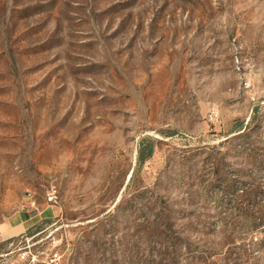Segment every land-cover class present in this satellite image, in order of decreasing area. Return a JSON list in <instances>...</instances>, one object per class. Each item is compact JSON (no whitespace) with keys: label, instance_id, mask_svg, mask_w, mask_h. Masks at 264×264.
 I'll return each mask as SVG.
<instances>
[{"label":"rangeland","instance_id":"rangeland-1","mask_svg":"<svg viewBox=\"0 0 264 264\" xmlns=\"http://www.w3.org/2000/svg\"><path fill=\"white\" fill-rule=\"evenodd\" d=\"M0 264H264V0H0Z\"/></svg>","mask_w":264,"mask_h":264},{"label":"crops","instance_id":"crops-1","mask_svg":"<svg viewBox=\"0 0 264 264\" xmlns=\"http://www.w3.org/2000/svg\"><path fill=\"white\" fill-rule=\"evenodd\" d=\"M59 207L45 199L22 198L18 206L0 218V240L21 235L39 220L52 218Z\"/></svg>","mask_w":264,"mask_h":264},{"label":"built area","instance_id":"built-area-1","mask_svg":"<svg viewBox=\"0 0 264 264\" xmlns=\"http://www.w3.org/2000/svg\"><path fill=\"white\" fill-rule=\"evenodd\" d=\"M56 198L54 190H49L45 195V200L48 202H54ZM56 254L53 253V256L49 258V261H51L53 264H56Z\"/></svg>","mask_w":264,"mask_h":264}]
</instances>
